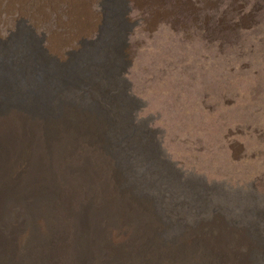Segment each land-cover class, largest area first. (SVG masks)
<instances>
[{
	"label": "rangeland",
	"instance_id": "obj_1",
	"mask_svg": "<svg viewBox=\"0 0 264 264\" xmlns=\"http://www.w3.org/2000/svg\"><path fill=\"white\" fill-rule=\"evenodd\" d=\"M20 52L42 63L32 109L79 112L104 143L91 166L163 264H191L196 241L264 264V0H0V57Z\"/></svg>",
	"mask_w": 264,
	"mask_h": 264
},
{
	"label": "bare ground",
	"instance_id": "obj_2",
	"mask_svg": "<svg viewBox=\"0 0 264 264\" xmlns=\"http://www.w3.org/2000/svg\"><path fill=\"white\" fill-rule=\"evenodd\" d=\"M20 53L13 62L0 57V264H163L154 227L105 189L114 182L91 166L87 153L104 154V143L76 126L79 112L67 107L69 116L59 124L32 109L45 106L29 83L36 78L33 64L42 63ZM66 88L70 95L80 85ZM50 166L62 170V180L50 176ZM65 179L70 195L61 190ZM208 244L192 242L189 263L217 264V246ZM224 256L225 264L240 260L231 251Z\"/></svg>",
	"mask_w": 264,
	"mask_h": 264
}]
</instances>
